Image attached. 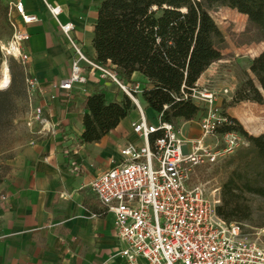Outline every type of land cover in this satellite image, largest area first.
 <instances>
[{"label": "crops", "instance_id": "crops-1", "mask_svg": "<svg viewBox=\"0 0 264 264\" xmlns=\"http://www.w3.org/2000/svg\"><path fill=\"white\" fill-rule=\"evenodd\" d=\"M23 1L39 19L24 26L31 34L26 43L28 70L40 81L37 102L57 126L55 132L39 135L19 152L11 173L0 184V264H125L120 255L125 243L116 233L114 215L101 205L91 182L121 158L125 145L144 144L133 129L139 112L132 109L100 142L82 143L86 96L98 86L109 101H122L125 94L95 72L86 85H76L68 94L56 89L55 84L70 75L72 50L44 0ZM47 2L61 5L59 20L74 22V36L86 54L96 59L93 39L101 1ZM258 55L223 54L197 83H208L218 91L228 88L230 93L221 96L219 104L235 117V107L226 102L241 83L242 69L253 78L250 67ZM124 79L151 86L138 71ZM51 95L57 97L52 100ZM145 111L151 123L158 121L155 111L147 106ZM200 116L179 122L187 138L200 135ZM90 188L96 201L89 196Z\"/></svg>", "mask_w": 264, "mask_h": 264}, {"label": "built area", "instance_id": "built-area-1", "mask_svg": "<svg viewBox=\"0 0 264 264\" xmlns=\"http://www.w3.org/2000/svg\"><path fill=\"white\" fill-rule=\"evenodd\" d=\"M72 50L70 75L55 84L68 94L76 85L84 86L91 74L114 83L133 102L139 119L134 131L143 145L127 144L121 158L92 182L91 188L101 205L112 212L116 233L125 243L120 255L125 264H264L262 240L247 231L244 224L219 215L220 188L210 189L200 179L199 170L248 148L250 140L236 130L221 131L230 124L219 104L228 88L218 91L208 83L198 84L190 97L200 108V135L187 138L174 122L151 123L139 95L141 82L127 81L116 65L102 63L86 54L73 34V21L61 22V5L44 0ZM23 0L12 2L9 23L12 35L1 44L5 59L14 57L25 70L31 111L29 125L40 124L38 134L53 133L56 124L37 102L40 81L28 70L30 54L26 43L31 34L25 25L38 21ZM56 95H51L55 99ZM153 138V140H152Z\"/></svg>", "mask_w": 264, "mask_h": 264}, {"label": "trees", "instance_id": "trees-1", "mask_svg": "<svg viewBox=\"0 0 264 264\" xmlns=\"http://www.w3.org/2000/svg\"><path fill=\"white\" fill-rule=\"evenodd\" d=\"M100 1L93 39L96 59L116 65L123 78L141 72L151 84L143 92L147 108L163 121L177 124L194 119L201 111L190 94L203 72L223 58L225 42L210 13L213 5L220 3L247 15L249 30L257 35L255 41H264V0ZM250 68L263 90L249 77L231 103L264 102V51L252 60ZM0 94L7 98L11 91L0 90ZM82 106V143L100 142L135 108L127 95L122 101H109L99 86L86 96ZM225 114L230 124L221 131H239L251 143L240 152L245 158L224 183L223 204L217 207L226 220L240 222L249 215L240 213L237 191L264 198V134H249L236 117Z\"/></svg>", "mask_w": 264, "mask_h": 264}, {"label": "rangeland", "instance_id": "rangeland-1", "mask_svg": "<svg viewBox=\"0 0 264 264\" xmlns=\"http://www.w3.org/2000/svg\"><path fill=\"white\" fill-rule=\"evenodd\" d=\"M15 1H0V46L2 43L7 42L12 35L8 16L11 4ZM210 13L225 35V42L222 48L223 54H260L264 51V41H255L257 35L249 30L248 17L245 14L220 3L213 5L210 8ZM5 64L8 65L10 81L5 87L0 84V90L11 91V95L6 98V96L0 94V184L11 173L13 161L19 152L39 135H43L37 132L40 129V124L35 123L33 127L29 125L31 115L29 107L30 96L26 87L23 66L14 57L5 59L2 55L0 59V82ZM240 73H243L241 83L235 89V93L249 78L245 74L246 71L244 69ZM253 78L255 84L261 88L254 74ZM139 99L146 108L147 105L142 94L139 95ZM231 102L232 99L226 104L235 107V117L249 134L256 136L264 134V102L241 101L235 104ZM147 113L149 116L152 115L149 109H147ZM179 122L177 123L178 126H180ZM245 149L238 150L213 166L199 170L200 179L207 182V186L210 189L220 188L221 203L219 205L223 204L224 183L228 180L232 171L242 163L245 157L240 152ZM237 192L241 204L240 213L249 215L247 220L240 222L244 224L247 231L259 237L264 244V198L249 192L240 190ZM89 196L96 201L91 188Z\"/></svg>", "mask_w": 264, "mask_h": 264}, {"label": "bare ground", "instance_id": "bare-ground-1", "mask_svg": "<svg viewBox=\"0 0 264 264\" xmlns=\"http://www.w3.org/2000/svg\"><path fill=\"white\" fill-rule=\"evenodd\" d=\"M10 81V75H9V69H8V65L5 64L3 67V72H2V78H1V86L5 87L9 84Z\"/></svg>", "mask_w": 264, "mask_h": 264}, {"label": "water", "instance_id": "water-1", "mask_svg": "<svg viewBox=\"0 0 264 264\" xmlns=\"http://www.w3.org/2000/svg\"><path fill=\"white\" fill-rule=\"evenodd\" d=\"M262 89V88H261ZM263 90V89H262Z\"/></svg>", "mask_w": 264, "mask_h": 264}]
</instances>
